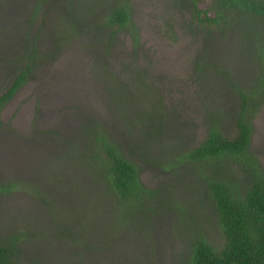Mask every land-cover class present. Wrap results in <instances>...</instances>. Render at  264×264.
<instances>
[{
  "label": "rangeland",
  "instance_id": "obj_1",
  "mask_svg": "<svg viewBox=\"0 0 264 264\" xmlns=\"http://www.w3.org/2000/svg\"><path fill=\"white\" fill-rule=\"evenodd\" d=\"M118 1L0 0V93L34 51L28 77L0 110V186L9 189L0 192V238L28 232L19 264H186L196 237L222 241L196 167L169 166L201 141L211 115L233 134L237 88L256 74L254 39L238 23L198 27L185 0H126L132 22L108 44L107 30L95 28ZM204 59L207 75L194 67ZM124 88L147 98L142 117L163 111L158 127L134 117ZM95 126L154 190L136 207L120 208L84 160ZM249 152L264 174V101ZM230 175L235 182L245 172L232 161Z\"/></svg>",
  "mask_w": 264,
  "mask_h": 264
},
{
  "label": "trees",
  "instance_id": "obj_2",
  "mask_svg": "<svg viewBox=\"0 0 264 264\" xmlns=\"http://www.w3.org/2000/svg\"><path fill=\"white\" fill-rule=\"evenodd\" d=\"M186 1L190 3L186 4L191 11V19L197 22L198 27L210 31V26L214 25L218 31L224 32L227 28L234 27L232 24L238 23L243 30L246 29L254 39L252 44L257 61L256 74L250 83L246 87L237 88L233 102V134L222 132L220 125L223 124L216 120V115H211L201 141L187 149L169 166L175 168L188 162L196 167L222 235L218 246L212 245L203 237H196L190 243L186 264H264V174L256 158L249 152L252 117L264 101V43L258 41L261 37L255 31L257 25L264 27V0H212L210 6L204 9L198 8L197 0H185L184 3ZM210 12L213 13L212 16ZM131 22L129 3L119 0L102 16L95 31L104 27L109 44L112 37L127 28ZM251 25H255L254 31L250 29ZM130 31L135 44L137 29L135 26L133 30L130 27ZM33 52L24 54L29 61H26L25 66L19 69L7 88L0 93V110L28 77L30 61L34 60ZM194 67L207 75L209 63L204 59ZM126 90L124 88V94L129 97L127 103L132 107L134 117H138L141 123L152 117L158 127L163 120V111L146 113L142 117V106L146 105L147 98L144 95L133 96L131 91ZM149 109L152 112L150 107ZM96 127L91 132L94 144L90 149V157L84 160L92 161L93 166L98 168L99 184H107L109 196L116 198L120 208L124 205H127L126 208L136 207L145 197H150L154 190L142 186L139 168L122 154L115 143L106 138L101 129L98 131L97 127L95 132ZM146 132L150 134L151 131ZM232 161L238 163L245 172L244 178L235 182L230 175ZM12 186L16 189V182ZM6 190L9 189L0 186V192ZM27 233L20 230V233H13L10 238H0V264H19V241Z\"/></svg>",
  "mask_w": 264,
  "mask_h": 264
}]
</instances>
